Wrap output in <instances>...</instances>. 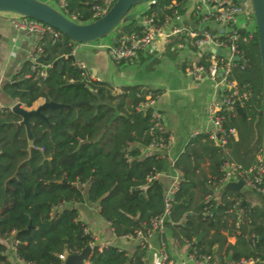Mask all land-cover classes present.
<instances>
[{"label": "trees", "instance_id": "trees-1", "mask_svg": "<svg viewBox=\"0 0 264 264\" xmlns=\"http://www.w3.org/2000/svg\"><path fill=\"white\" fill-rule=\"evenodd\" d=\"M154 1L145 14L156 15L160 24L174 18V3L181 16L191 4V0ZM105 2L65 0L63 13L89 24L94 8ZM114 32L118 37L140 35L139 20L119 25ZM239 34L244 58L234 67L231 79L240 94L250 97L236 101L232 112L220 115L222 148L211 134H201L174 163L181 178L165 222L175 242L186 245L190 255L210 257V264L249 260L264 264V208L252 206L242 193L220 185L226 162L249 170L257 165L259 155L264 157L258 33L247 27ZM40 45L43 53L36 71L31 70V62L24 63L1 85L0 101L30 111L46 103L64 107L43 110L47 121L30 118L32 147L22 118L9 109L0 113V264H63L60 257L80 254L95 244L76 205L97 206L116 238L126 240L136 239L139 232L148 238L152 221L166 211L162 175L167 157L143 155L159 137L169 138L167 133L151 134L152 109L143 108L148 97L159 95L143 87L118 93L106 83L90 80L88 72L70 59L76 43L62 34L57 40L48 36ZM173 46L176 39L168 48ZM201 61L207 63L205 57ZM44 67H50L46 79L39 77ZM206 162L210 177L202 169ZM220 190L217 200L214 195ZM232 236L237 239L234 245L229 243ZM9 241L14 247L12 257ZM148 247L142 243L130 256L114 246H95L88 264H146Z\"/></svg>", "mask_w": 264, "mask_h": 264}, {"label": "crops", "instance_id": "crops-1", "mask_svg": "<svg viewBox=\"0 0 264 264\" xmlns=\"http://www.w3.org/2000/svg\"><path fill=\"white\" fill-rule=\"evenodd\" d=\"M49 1L57 7L58 3L55 0ZM192 10L193 2L191 1L183 16V23L187 27L193 30L208 29L216 36L223 33V29L214 23L198 25L193 19ZM12 17L11 15L0 16V87L29 61L28 56L34 44V38L31 35L17 34L12 30ZM240 23L242 28H247L243 18ZM116 38L118 34L114 32L111 36V44L115 43ZM168 45L169 43L164 40H159L152 49L141 51L135 59L123 64L112 62L108 54L99 46L76 44L73 51L75 61L83 64L89 75L96 78L98 82L108 84L114 91L123 93L129 88L143 87L159 95L157 109L163 116L164 130L173 140L170 150L164 153L167 157V168L162 175V180L166 190L171 187L177 176L173 168L174 163L185 152L189 142L198 135H213L216 132L209 118V109L215 94L213 84L208 80L193 82L186 75L189 65L199 62L202 56L192 51H181L177 46L168 48ZM216 145L223 147L222 141L216 142ZM153 154L156 152L143 150L144 156ZM202 169L204 174L210 177L209 162L204 163ZM221 194V190L216 192L214 198L219 200ZM246 200L250 203L248 199ZM75 207L80 210L82 221L95 239L93 246H114L133 256L142 245L143 241L139 239L116 238L110 225L100 216L97 206L87 203ZM236 241L237 239L233 236L229 238V243L232 245ZM8 244L12 257L13 243L9 241ZM147 244L149 247L146 264H164L161 258L164 247L173 264H194L190 260L188 247L175 242L171 230L165 229L162 235H152L148 238ZM14 263L23 264L20 261Z\"/></svg>", "mask_w": 264, "mask_h": 264}, {"label": "built area", "instance_id": "built-area-1", "mask_svg": "<svg viewBox=\"0 0 264 264\" xmlns=\"http://www.w3.org/2000/svg\"><path fill=\"white\" fill-rule=\"evenodd\" d=\"M112 0H106L102 7L94 8V14L92 16L93 22L103 17L111 8L110 3ZM194 3L192 10L193 19L198 25L214 23L223 29V33L220 36L214 35L207 29L193 30L187 27L183 23V16L179 14L178 5L174 3L176 8L174 11V18L167 19L163 24H160L156 15H146V11L139 17V25L141 27V34L123 35L116 38L114 44L102 43L99 45L101 50H104L112 62L121 64L127 61L135 59L141 51L152 49L159 40H164L166 43H171L173 40H177V48L181 51H192L200 54L206 58L207 63L199 62L189 65L186 69V75L193 82H202L205 80L210 81L214 86V101L210 105L209 118L211 123L215 127V134L212 135V139L216 142L222 141V113H230L233 111L236 101H242L250 97L249 93L240 94L238 85L233 81L232 73L236 62H233L235 58L243 60L244 54L239 49L240 30L245 28L241 27L242 14L253 15V8L249 6H241L234 0H191ZM155 4L153 0L151 5ZM65 0H59L56 9L62 13L65 11ZM64 14V13H63ZM65 15V14H64ZM66 16V15H65ZM68 18V17H67ZM74 23L81 24L77 21L76 17L68 18ZM12 30L17 34H27L34 38L33 47L29 53L28 60L32 63L31 70L36 71L37 59L43 53L41 42L46 37H52L53 39H59L60 33L51 28L50 26L41 24L35 20L24 18L15 15L11 19ZM217 51H222L221 55L217 54ZM74 55V54H73ZM239 61V62H240ZM75 66L82 71H86V67L81 63H76ZM50 67H44L39 77L42 79L47 78V69ZM88 74V73H87ZM90 80L97 81L96 78L89 75ZM158 97H148L147 103L143 108L152 109V128L151 134H166L163 127V116L157 109ZM16 103L5 104L0 101V113L9 109L13 112ZM226 135V134H224ZM223 145L225 144L222 141ZM173 140L169 136L166 140L163 137H159L154 141L147 150L156 153H166L172 147ZM222 180L220 181L221 188H226L229 183H238L242 181L244 187L260 195L264 198V157L258 156V163L249 170H243L241 167L226 162L222 168ZM176 178L171 187L166 192L165 214L152 221L149 229V237L154 234L162 235L165 232V222L170 214L171 203L174 200V196L178 191L181 175L176 172ZM218 192V191H217ZM239 229V224H237ZM148 237V238H149ZM148 238L144 237L142 232L137 234V238L142 240L143 243H147ZM132 239V238H128ZM133 240V239H132ZM94 245V244H93ZM91 245L93 248L95 246ZM109 245L100 246L108 247ZM161 258L164 264H173L165 247L161 252ZM63 261L64 257H60ZM190 260L194 264H210V257L204 255H198L197 253L190 255ZM256 261H242L239 264H255Z\"/></svg>", "mask_w": 264, "mask_h": 264}, {"label": "water", "instance_id": "water-1", "mask_svg": "<svg viewBox=\"0 0 264 264\" xmlns=\"http://www.w3.org/2000/svg\"><path fill=\"white\" fill-rule=\"evenodd\" d=\"M147 1L150 0H116L110 10L103 17L89 24L74 23L53 5L41 0H0V13H9L35 20L41 24L50 26L76 44H89L104 39L122 24L125 17L134 7ZM250 2L253 8V18L256 21L258 33L262 65V97L264 109V0H250ZM217 54L221 55L222 51H217ZM70 59L75 60L74 56H71ZM239 61L240 59L238 58L233 60V62L236 63ZM63 107L64 106L62 105L54 103L42 104L32 111L27 110L18 104L14 107L13 112L22 118V126L26 128L31 147L34 143L31 133L30 118L38 117L43 121H47L42 115L43 110L48 108L61 109ZM243 189H245V187L242 181L238 183H229L225 188L227 191H234L236 193H242ZM245 206L246 202L243 203V207ZM200 241L201 237L197 242ZM93 251L94 248L89 245L80 254H66L63 259V264H88L92 258Z\"/></svg>", "mask_w": 264, "mask_h": 264}, {"label": "rangeland", "instance_id": "rangeland-1", "mask_svg": "<svg viewBox=\"0 0 264 264\" xmlns=\"http://www.w3.org/2000/svg\"><path fill=\"white\" fill-rule=\"evenodd\" d=\"M45 3H50L49 0H41ZM235 2L239 3L242 7L243 6H249L250 5V0H234ZM151 1H147L145 3H142L136 7H134L129 13L128 15L125 17L124 21L122 22V26L124 25H127L131 22H133L134 20H139V17L142 13H144L147 9L148 6L151 5L150 3ZM52 5V3H50ZM15 16V15H12V14H9V13H0V16ZM249 15L246 14V13H243L242 14V18L244 20V23L246 24V26L248 27V29L251 31V32H256L257 28H256V21L254 18L250 19L248 17ZM253 17V15H252ZM114 33H110L108 36H106L104 39L100 40V41H95V42H92V43H89V44H84V45H90L92 47H96V46H99L101 45L102 43H105V44H111L112 41H111V36L113 35ZM94 49H97V48H94ZM104 51V50H102ZM105 52V51H104ZM242 194L244 195V197L246 199H248L250 201V204L253 206L254 204H257L259 207L263 206L264 207V200L263 198L254 193V192H251L250 190H248L247 188L243 189L242 191ZM254 202V204H253ZM16 264V263H14Z\"/></svg>", "mask_w": 264, "mask_h": 264}]
</instances>
